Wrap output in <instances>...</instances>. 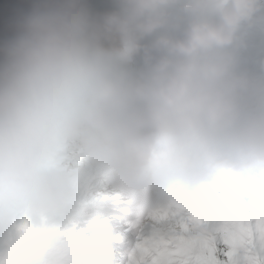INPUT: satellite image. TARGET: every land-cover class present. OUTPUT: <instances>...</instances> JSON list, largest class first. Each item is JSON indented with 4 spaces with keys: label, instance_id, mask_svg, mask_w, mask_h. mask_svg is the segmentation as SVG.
Instances as JSON below:
<instances>
[{
    "label": "clouds",
    "instance_id": "1",
    "mask_svg": "<svg viewBox=\"0 0 264 264\" xmlns=\"http://www.w3.org/2000/svg\"><path fill=\"white\" fill-rule=\"evenodd\" d=\"M252 8L27 0L0 32V206L71 214L98 176L141 213L223 177L264 181V94L244 103L226 54Z\"/></svg>",
    "mask_w": 264,
    "mask_h": 264
},
{
    "label": "snow or ice",
    "instance_id": "2",
    "mask_svg": "<svg viewBox=\"0 0 264 264\" xmlns=\"http://www.w3.org/2000/svg\"><path fill=\"white\" fill-rule=\"evenodd\" d=\"M126 264H264V181L236 190L228 177L177 193L144 212ZM88 229L21 219L0 235V264H75L93 253Z\"/></svg>",
    "mask_w": 264,
    "mask_h": 264
},
{
    "label": "rangeland",
    "instance_id": "3",
    "mask_svg": "<svg viewBox=\"0 0 264 264\" xmlns=\"http://www.w3.org/2000/svg\"><path fill=\"white\" fill-rule=\"evenodd\" d=\"M252 14L257 17L256 10L252 11ZM260 21L261 18L254 23L256 27ZM92 181L91 188H87L88 190L85 192L84 200L90 203L99 201L98 206L81 212V214L71 218L70 221L87 228L89 234L92 235L90 243L95 249L92 253L95 258L94 264H126L130 249L135 246L134 244L128 249L129 245L126 242L131 239L137 243L138 234L135 237L130 236L132 227L125 224L122 218L136 215L129 209V205L123 203L126 202L124 197L123 201L113 199L112 205L105 203V200L102 202L103 197L109 199L112 196H118V193L112 190L106 176H98ZM80 203L84 204V201L80 199ZM12 206L11 204L6 207L0 206V235H7L13 231L15 225L25 218L34 225H41L42 222L36 220V213L31 212V209L22 204H12ZM98 207H105V209ZM47 214L52 216L58 213ZM135 225L137 223L133 224V228Z\"/></svg>",
    "mask_w": 264,
    "mask_h": 264
},
{
    "label": "bare ground",
    "instance_id": "4",
    "mask_svg": "<svg viewBox=\"0 0 264 264\" xmlns=\"http://www.w3.org/2000/svg\"><path fill=\"white\" fill-rule=\"evenodd\" d=\"M255 10L257 12V17H254L253 14H252V11H255ZM260 18H261V21H260L258 27H256L254 23L256 21H258ZM244 27L246 29H245V32L243 33V37H244V39L249 41V43H251V45L253 47L256 48L258 64L260 66V70L262 72H264V38H263L264 37V0H253V8H252L250 14L247 15L245 18H243L240 21L239 25L236 28V31H238V30H240V29H242ZM107 181H108V179H107ZM113 199H118V200H121V201L124 200L123 197L118 194V196H112L109 199L103 197L102 202H104V200H105V203L107 202V203H110L112 205ZM98 202L97 201L96 202H92V207L93 206H98ZM105 203H103V204H105ZM123 203L129 205L126 202H123ZM11 206H12V204H11ZM100 208L105 209V207H100ZM129 209H131L135 213L136 216H134V215L124 216L122 218V220H123V222L125 224L129 225L130 227H132L131 231H130V233H131L130 236H134L135 237L138 234V231H137V225H135V228H133V224H135V223L138 224V221L140 220V218H141L143 213L139 212L138 210H135L130 205H129ZM31 212H33V211H31ZM33 213H35V212H33ZM59 216H60V214L56 215V217L53 219V218H48V217L44 216L43 214H37L36 213L35 217H37L36 220L38 219L41 222L43 220V223L48 221V220H50L51 222L48 225H63L66 222V216L67 215L61 216L60 220H59V218H60ZM56 220H59V221H56ZM126 244L129 245V247H128V249H129L132 246H134V244H136V243H135V241H132L130 239V240H128L126 242Z\"/></svg>",
    "mask_w": 264,
    "mask_h": 264
}]
</instances>
